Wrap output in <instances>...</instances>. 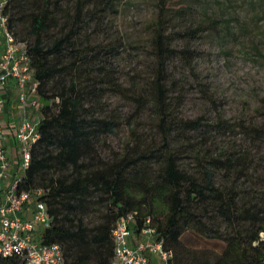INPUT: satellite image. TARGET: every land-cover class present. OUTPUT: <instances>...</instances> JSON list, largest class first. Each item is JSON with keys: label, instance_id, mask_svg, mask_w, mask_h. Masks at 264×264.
I'll use <instances>...</instances> for the list:
<instances>
[{"label": "trees", "instance_id": "1", "mask_svg": "<svg viewBox=\"0 0 264 264\" xmlns=\"http://www.w3.org/2000/svg\"><path fill=\"white\" fill-rule=\"evenodd\" d=\"M123 1L99 0L104 12H118L116 6ZM30 2L34 9L26 12ZM160 2L153 22L156 70L148 89L136 98L145 102L144 107L152 108L158 120L159 143L146 146L138 156L106 161L94 156L95 150L101 135L112 132L115 124L96 118L92 109L104 91L96 87L97 70L106 68L108 54H114L115 48L89 57L92 54L76 44L86 12L97 4H81L77 13L82 17L81 25L74 24L47 41L45 35L53 19L51 0H9L6 14L17 41L15 24L29 18L33 41L25 42L26 50L37 83L36 95L42 100L39 139L30 148V163L19 189L43 191L40 200L47 206L50 225L42 231L41 242L58 244L65 264H111L115 250L112 229L117 220L134 212L135 232L139 233L145 219L150 218L157 240L172 252L173 264H264V239L260 236L264 232V209L244 201L236 179L225 185L216 181L218 171L224 170L229 176L230 172L246 171L242 166L245 158L217 157L202 163L196 156L202 164L197 175L180 164L181 151L201 153L199 142H194L190 133L211 138V127L228 126L224 120L211 125L204 116L176 117L169 62L181 55L190 62L192 54L173 45L174 35L168 33L171 26L164 18L166 0ZM100 54L106 55L101 58ZM101 75L110 77L106 72ZM152 165H156L154 170ZM147 175L153 176L152 180L144 182ZM190 229L222 241V252L211 260L189 257L181 237ZM0 264H25V260L2 258Z\"/></svg>", "mask_w": 264, "mask_h": 264}, {"label": "rangeland", "instance_id": "2", "mask_svg": "<svg viewBox=\"0 0 264 264\" xmlns=\"http://www.w3.org/2000/svg\"><path fill=\"white\" fill-rule=\"evenodd\" d=\"M94 3L96 8L86 12L76 44L92 54L89 57L111 46L115 48L114 54H108L106 68L97 70L96 87L104 91L92 109L96 118L112 121L115 128L101 135L94 156L106 161L138 156L146 146L157 145L160 140L152 108L144 107L145 102L136 98L148 89L156 70L153 22L162 3L124 0L116 6L118 12H104L99 0H51L53 19L46 40L74 24L81 25L79 7ZM26 8L29 12L34 5L30 2ZM164 18L171 26L168 33L174 35L173 45L192 54L190 62L182 55L169 62L176 117L204 116L211 125L224 120L228 126L211 127V138L190 133V138L199 142L201 153L181 151L180 164L197 175L202 164L196 156L202 158V163L210 158L243 156L246 171L230 172L232 176L218 171L216 181L225 185L236 179L244 201L248 205L258 203L264 209V0H166ZM15 30L18 42L26 45L33 41L28 16L15 24ZM103 72L110 77L101 75ZM151 167L154 170L156 165ZM152 177L147 175L144 182ZM139 189L144 192L142 186ZM260 236L264 239V232ZM181 245L196 260H211L224 247L222 241L191 229L181 237Z\"/></svg>", "mask_w": 264, "mask_h": 264}, {"label": "built area", "instance_id": "3", "mask_svg": "<svg viewBox=\"0 0 264 264\" xmlns=\"http://www.w3.org/2000/svg\"><path fill=\"white\" fill-rule=\"evenodd\" d=\"M8 3L9 0H0V259L19 257L24 258L25 264H65L63 250L58 244L41 242L42 231L50 225L47 206L40 200L43 191L19 189L21 176L30 163V148L39 139L41 102L35 97L37 83L33 79L26 45L18 42L9 29ZM10 79L18 84V99L23 108L16 132L21 156H18L19 169L14 175L4 149L6 136L2 123L6 104L2 90ZM30 107L36 110L34 119L29 116ZM29 210L30 217L27 216ZM135 214L120 218L112 229L115 250L111 264H152L153 256L160 264H173V254L164 249L162 240H157L150 218L145 219L139 233L135 232ZM137 235L140 241L130 244L129 240Z\"/></svg>", "mask_w": 264, "mask_h": 264}, {"label": "crops", "instance_id": "4", "mask_svg": "<svg viewBox=\"0 0 264 264\" xmlns=\"http://www.w3.org/2000/svg\"><path fill=\"white\" fill-rule=\"evenodd\" d=\"M3 96L6 99L5 111L2 114V123L5 131V142L4 149L6 156L10 159L12 175L16 174L19 169L18 156H21L19 149L16 145V132L20 124L21 118L23 116V108L19 102V87L15 79H10L8 86L2 90ZM31 98H34L31 96ZM36 110L34 108H29V116L31 118H36ZM11 175V178H12ZM31 211L28 212V217H30ZM140 241L139 236H134L129 240L130 244H135ZM152 264H160L157 257H152Z\"/></svg>", "mask_w": 264, "mask_h": 264}]
</instances>
